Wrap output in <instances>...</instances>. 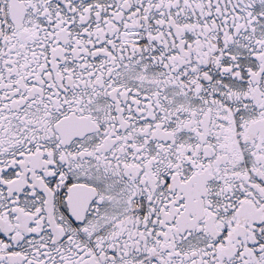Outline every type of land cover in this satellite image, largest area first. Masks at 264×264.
Segmentation results:
<instances>
[{
  "label": "snow or ice",
  "instance_id": "1",
  "mask_svg": "<svg viewBox=\"0 0 264 264\" xmlns=\"http://www.w3.org/2000/svg\"><path fill=\"white\" fill-rule=\"evenodd\" d=\"M0 264H264V0H0Z\"/></svg>",
  "mask_w": 264,
  "mask_h": 264
}]
</instances>
